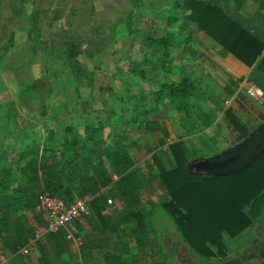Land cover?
Masks as SVG:
<instances>
[{
    "label": "trees",
    "instance_id": "1",
    "mask_svg": "<svg viewBox=\"0 0 264 264\" xmlns=\"http://www.w3.org/2000/svg\"><path fill=\"white\" fill-rule=\"evenodd\" d=\"M20 1L24 3V0ZM255 1L264 10V0ZM243 2L245 0H237L238 5ZM176 9L179 14L167 15L166 21L169 26L178 24V31L165 28L162 35L148 37L147 44L161 51L155 64L165 66L164 62L172 55V49L184 41V32L194 25L243 62L249 66L256 65L264 72V41L229 15L217 0H179ZM11 10L14 16L23 15V9L15 3L11 5ZM31 30H38L33 21ZM168 66L171 64L168 63ZM142 78L146 82L134 94L133 113L127 116L128 107L125 105L124 111L118 112V117L110 122V132L106 136L100 133L103 123L99 120L84 132L76 125L69 124L61 138L57 139L53 130L42 142L26 146L16 166L1 163L0 239L5 249L17 254L27 248L31 264H52L43 249L36 246V241L33 243L37 229L44 226L38 210L40 195L47 193L73 200L92 194V205L99 212L109 198L102 194V189L114 187L131 206L121 220L125 222L136 218L138 221L139 227L133 231V235L139 254L149 247L152 228L155 227L164 262L176 263L155 223L165 215L171 220L182 242L184 255L180 260L189 261L190 264H209L213 259L226 261L232 258L227 252L223 233L237 236L264 216V149L249 166L239 171L210 175L191 170L188 148L183 140L171 142L169 147L175 160L174 167H165L155 156L159 167L156 179L171 199L153 206L146 217L136 209L142 203L141 193L146 185L133 167L134 160L129 148L135 143L130 141L129 129L137 125L139 132L161 130L164 134L161 142L164 143L169 132L158 117L152 118L151 115L159 111V106L166 99L177 104L183 117L181 125L189 132L209 126L212 116L189 101L188 98L196 93L197 86L188 76L168 81ZM232 123L243 137L251 132L242 129L236 121ZM81 218L89 223L92 221L84 214L75 220L78 226ZM50 234L59 253L70 248L64 227ZM166 234L172 235L170 230H166ZM173 236L176 235H172L171 239ZM173 241L174 238L168 245L178 244ZM235 256L242 261L238 254ZM105 260V264H123L121 257L111 253H106ZM258 264H264V261Z\"/></svg>",
    "mask_w": 264,
    "mask_h": 264
},
{
    "label": "rangeland",
    "instance_id": "2",
    "mask_svg": "<svg viewBox=\"0 0 264 264\" xmlns=\"http://www.w3.org/2000/svg\"><path fill=\"white\" fill-rule=\"evenodd\" d=\"M178 1L0 0V165L16 166L26 146L42 142L53 130L61 138L69 124L84 132L99 120L100 133L106 136L125 105L126 115L133 113L134 94L146 82L142 76L178 78L168 66L176 48L165 66H159L155 59L161 51L147 44L149 36H160L165 28L178 31V24L169 26L166 21L167 15L179 14ZM13 3L23 9L22 16L13 15ZM32 21L38 30H31ZM196 29L190 26L184 41L191 40ZM188 99L191 102L193 95ZM161 105L174 123L183 118L170 99ZM194 155L191 163L206 156L205 150ZM167 219L163 228L176 235L172 239L179 247L168 245L172 235L164 234L166 249L175 264H190L180 260L182 242ZM244 234L228 239L230 260L213 259L209 264L264 261V216ZM7 260L2 264H27L28 254Z\"/></svg>",
    "mask_w": 264,
    "mask_h": 264
},
{
    "label": "crops",
    "instance_id": "3",
    "mask_svg": "<svg viewBox=\"0 0 264 264\" xmlns=\"http://www.w3.org/2000/svg\"><path fill=\"white\" fill-rule=\"evenodd\" d=\"M217 2L229 15L264 41V10L259 8L255 0H245L241 5L237 4V0ZM175 48L177 53L171 66L178 78L188 76L196 84L197 90L191 103L208 111L212 116V123L189 132L181 125L180 119L174 123L160 105L159 111L151 117H158L167 128L169 136L164 143L161 142L164 138L161 130L139 132L137 125L129 129L130 141L135 143L129 148L134 160L133 167L146 185L141 193L142 203L136 209L146 217L153 206L171 199L156 179L159 167L155 161L156 156L165 167L175 166L169 147L171 142L183 140L188 148L189 160L196 156V152L203 150L206 156H212L230 148L243 137L232 121L238 122L242 129L249 132L264 121V103L259 104L246 92L250 81L256 82L264 90V72L257 69L256 65L249 66L203 30L196 29L191 40H185ZM102 194L111 198L113 203H106L99 212L91 205V209L86 213L92 220L90 223L81 218L79 226L74 221L64 227L70 242V248L66 252L59 253L50 233L44 232L39 236L36 246L43 249L50 262L105 264L106 253H111L121 257L123 264H166L160 253L161 242L156 236L157 228H152L149 247L143 254H139L133 235V231L139 227L137 219L132 218L125 222L121 220L131 210L129 202L114 187L103 188ZM40 216L45 223L46 215L40 213ZM166 221L168 219L165 215L155 221L163 236L167 230L163 228ZM247 231L248 228L240 234ZM231 237L228 233H223L227 248H230L228 239ZM165 244L167 245L166 242ZM22 253L23 249L17 254ZM15 255L3 247L0 239V264L8 262L7 257ZM27 264H31L29 255Z\"/></svg>",
    "mask_w": 264,
    "mask_h": 264
},
{
    "label": "built area",
    "instance_id": "4",
    "mask_svg": "<svg viewBox=\"0 0 264 264\" xmlns=\"http://www.w3.org/2000/svg\"><path fill=\"white\" fill-rule=\"evenodd\" d=\"M247 94L254 98L259 104L264 103V90L254 81H250L246 87ZM94 195L88 194L83 197H78L73 200H68L61 196H55L50 194H42L39 198L38 210L40 213L46 215V221L42 228L37 229L36 239L44 233H55L60 228L65 227L67 224L74 222L82 215L89 212L91 209ZM109 204L113 203L111 198L107 199ZM25 253H28L27 248L23 249Z\"/></svg>",
    "mask_w": 264,
    "mask_h": 264
},
{
    "label": "water",
    "instance_id": "5",
    "mask_svg": "<svg viewBox=\"0 0 264 264\" xmlns=\"http://www.w3.org/2000/svg\"><path fill=\"white\" fill-rule=\"evenodd\" d=\"M263 149L264 121L247 137H240L230 148L194 161L195 169L197 172L210 175L233 173L249 166Z\"/></svg>",
    "mask_w": 264,
    "mask_h": 264
},
{
    "label": "flooded vegetation",
    "instance_id": "6",
    "mask_svg": "<svg viewBox=\"0 0 264 264\" xmlns=\"http://www.w3.org/2000/svg\"><path fill=\"white\" fill-rule=\"evenodd\" d=\"M191 166L195 168V162H193V163L191 164Z\"/></svg>",
    "mask_w": 264,
    "mask_h": 264
}]
</instances>
